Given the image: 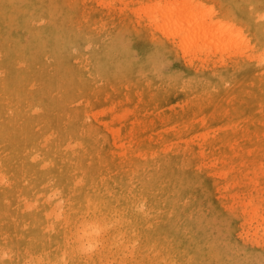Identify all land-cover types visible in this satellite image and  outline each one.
<instances>
[{"label":"rangeland","instance_id":"374dc122","mask_svg":"<svg viewBox=\"0 0 264 264\" xmlns=\"http://www.w3.org/2000/svg\"><path fill=\"white\" fill-rule=\"evenodd\" d=\"M202 1L197 9L207 11L216 5L233 17L246 35L257 42L261 40L253 36V27L257 15L264 12V0ZM151 3L154 2L7 0L9 7L1 14L8 26L1 28L0 35L7 39L19 33L16 48L22 49L29 43L35 25L41 29L45 41L52 32L70 39L58 65L59 80L65 92L56 103L70 107L66 113H74L71 117L76 120L75 126L80 132L69 130L66 144L69 149L80 147L83 142L78 135L84 134L90 140L89 150L98 153L75 176L79 190L83 188V178L89 167L105 158L100 153L111 150V134L101 113L107 109L119 111L125 106L139 118L137 128L141 133L149 135L152 130L168 138L161 148L163 151L155 142L146 145L140 139L134 141V149L149 147L162 153L172 149L169 139L176 137L178 147L185 153L176 158L158 152L148 155L140 161L141 166L135 172L119 173L110 179V186L116 191L122 188L121 179H130V184L140 188L138 196L126 197L124 202L142 219L136 222L133 217L127 218L126 228L118 214L112 217L92 214L87 209L89 206L79 217L70 219L67 205L73 190L53 188L50 182L37 192L36 199L26 195L18 197L26 180L16 178L13 170L7 169L2 175L0 189L7 187V191L13 192L12 198L7 199L6 209L0 210V261L34 264L32 254L18 245L19 236L29 225V221L16 217L18 211L28 219L36 215L46 231H56V228L65 231L64 245L52 249L49 239L41 241L46 246V254L38 256L41 259L37 264H53L50 261L53 257L57 264H85L90 259L97 264H264V241L256 239L252 231L246 236L241 229L237 204L223 201L208 175L187 166L189 146L181 140L191 132L217 131L241 116L245 120L234 128L236 132L255 131L256 123L264 119V45L255 48L253 54V58L260 57V60L249 61L245 57L236 64L235 50L220 55L215 54L214 49L187 48L180 39L172 43L174 38L158 29L161 18L151 25V17L155 14L153 7L148 8ZM197 3L199 0L192 1L193 5ZM25 5L28 9L38 5L48 15L29 19L30 31L19 25L20 16L16 18L24 9L28 11ZM6 43L7 47L14 46L11 39ZM41 59L49 61V54ZM0 60H3L2 54ZM17 64L18 67L24 65L22 61ZM30 78L32 88L42 80L39 75ZM42 95L44 101L45 94ZM70 97H74L72 104L67 102ZM9 103L16 108L15 101ZM35 108L40 111L42 106ZM11 114L8 113L7 118L21 122ZM54 122L58 124L60 119ZM63 126L67 128L68 124ZM51 132L43 136L49 139ZM44 137L42 144L45 146ZM7 139L13 140L14 136H7ZM262 157L264 160V154ZM1 159L0 155L2 172ZM83 160L81 153L78 161ZM132 170L130 167L129 171ZM38 203L41 205L37 212ZM111 211L112 208L102 212ZM6 238L7 246L1 243ZM72 238L81 242L84 249L79 262H71L65 253V244Z\"/></svg>","mask_w":264,"mask_h":264},{"label":"bare ground","instance_id":"6f19581e","mask_svg":"<svg viewBox=\"0 0 264 264\" xmlns=\"http://www.w3.org/2000/svg\"><path fill=\"white\" fill-rule=\"evenodd\" d=\"M192 1L140 0V2H154L148 5V8L153 7L155 12L151 17V25L161 18L158 29L173 37L172 43H175L176 39H180L187 48L196 46L199 50L204 51L214 49L215 54L220 55L235 50L236 64L245 57L249 61L260 60V57L253 58V54L255 48L264 45V12L257 15V22L253 27V36L261 38L257 42L249 34L246 35L245 29L240 27L233 17L223 13L216 5L203 11L197 9L200 4H203L202 0H199L197 5H193ZM6 7H9L7 0H1L0 30L7 25L1 14V11ZM41 14L48 16L42 7L37 5L32 6L28 11L24 9V13L17 15L16 18L20 16L17 20L19 25L30 31L32 28L28 25L29 19L36 18ZM13 19L15 18L13 17ZM55 34L57 33L49 34L45 41L41 29L35 25L29 43L22 49L16 48L19 33H14L7 39L0 35V54L3 55V60H0V71L2 70L0 72L2 79H0V155L4 165L1 169L2 172L0 171V183L2 175L6 174L7 169H12L16 178L24 177L26 180V185L22 186L18 197L26 195L35 198L37 192L44 190L48 182L53 188L72 189L73 196L70 197L67 205V215L70 219L79 217L86 206H89L87 209L92 214H105L108 217L118 214L126 228L129 225L127 218L133 217L136 222L142 219L135 209L124 202L126 197L138 196L140 188H135L139 186L130 184V179H121L122 188L116 191L113 185L110 186V179L119 173L130 175V172H135L141 166L140 161L144 157L157 154L158 149L163 151L161 148L167 144L168 138L165 134L153 133L152 130L149 135L141 133L142 130L139 131L137 128L139 118L135 117V114L125 106L119 111H115L113 108L104 112L99 111L108 125L112 147L110 152H108L109 149H106L100 153L105 156L100 159V163H93L94 167H89L88 173L83 178V188L79 190L74 182L75 176L79 175L80 169L84 168L86 163L96 157L95 155L98 153L95 152V154L89 150L90 140L88 136H83L84 134L78 135L83 142L80 147L69 149L66 144L68 131L80 132V129L75 126L76 120L73 121L71 117L74 113H66L70 107L66 104L58 105L56 103L57 100L63 98L65 92V86L59 80L58 65L62 60L63 53L68 49L70 39L68 36L60 37ZM10 39L14 42L12 43L14 46L7 47L6 41ZM2 46L3 48H1ZM247 52H249L248 56H246ZM44 54H49V61L45 62V59L43 62L41 57ZM18 61H22L24 65L20 64L22 67H18ZM33 65H38V68L34 70L35 66ZM33 75L42 77L35 88L31 86L30 77ZM58 91L59 94L56 95ZM41 93L45 94L44 101ZM9 101H15V109ZM73 101L74 97H70L67 102L72 104ZM38 105L42 106L40 111L35 108ZM8 113L17 116L21 122L11 121V117L7 118ZM80 117L77 118V122ZM55 119H60V122L56 124ZM244 120V116H241L239 120L228 122L217 131H203L199 134L191 132L181 140L189 146L187 166L200 174L208 175L215 190H218L219 194L223 196V201L237 204L241 229L246 236L252 231L251 234L256 239L264 241V160L262 159L264 154V119H260L256 123L253 133H237L234 128ZM64 123L68 124L67 128L63 126ZM49 130L53 132L47 139L43 135ZM7 136H14V139L9 140ZM43 137L47 141L45 146L42 144ZM139 139L143 140L146 145L155 142L158 149L152 150L149 147L140 150L134 149V141ZM169 140L172 143V149L158 153L170 158L183 156L185 152L178 147L177 138L172 137ZM81 153L84 155L82 162L78 161V156ZM130 167L133 168L132 171H129ZM92 170L94 171L90 172ZM19 184L21 182H17V185ZM93 185L95 186L94 190H92ZM6 188L0 189V210L6 209L7 199L12 198L13 190L7 191ZM40 205V203L37 204V212L40 210ZM42 205L44 206V204ZM110 208H112L111 212H102L109 211ZM16 217L19 220L29 221L28 228L25 229L22 236H19L18 245L32 254L34 264H37L41 259L38 258L39 255L42 257L46 254V246H43L41 242L43 239L51 241L52 249L55 246L64 245L62 237L65 236V231L62 229L46 231L40 226L36 215L32 216V219H28L17 211ZM66 232L70 237L71 231ZM1 243L7 246V238L3 239ZM81 244L73 238L65 244L67 247L65 253L71 262H79L82 259L84 249ZM50 261L57 264V259L55 260L54 257ZM0 264L21 263L20 261L1 260ZM85 264H97V262L90 259Z\"/></svg>","mask_w":264,"mask_h":264}]
</instances>
